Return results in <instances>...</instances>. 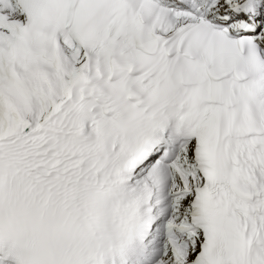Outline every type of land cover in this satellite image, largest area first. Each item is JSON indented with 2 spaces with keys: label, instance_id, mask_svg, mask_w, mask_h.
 I'll use <instances>...</instances> for the list:
<instances>
[{
  "label": "snow or ice",
  "instance_id": "snow-or-ice-1",
  "mask_svg": "<svg viewBox=\"0 0 264 264\" xmlns=\"http://www.w3.org/2000/svg\"><path fill=\"white\" fill-rule=\"evenodd\" d=\"M0 264H264V0H0Z\"/></svg>",
  "mask_w": 264,
  "mask_h": 264
}]
</instances>
